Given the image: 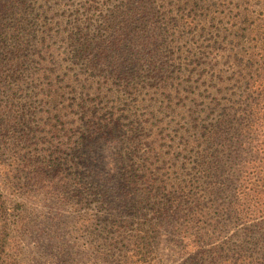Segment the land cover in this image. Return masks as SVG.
Masks as SVG:
<instances>
[{
  "label": "rangeland",
  "instance_id": "rangeland-1",
  "mask_svg": "<svg viewBox=\"0 0 264 264\" xmlns=\"http://www.w3.org/2000/svg\"><path fill=\"white\" fill-rule=\"evenodd\" d=\"M191 15L234 28L213 43ZM244 50L264 54V0H0V213L19 221L17 264H188L176 197H199L224 235L242 223L230 212L264 215V111L250 139L243 88L204 74Z\"/></svg>",
  "mask_w": 264,
  "mask_h": 264
},
{
  "label": "trees",
  "instance_id": "trees-1",
  "mask_svg": "<svg viewBox=\"0 0 264 264\" xmlns=\"http://www.w3.org/2000/svg\"><path fill=\"white\" fill-rule=\"evenodd\" d=\"M9 1L13 7L18 4V0ZM258 6L263 8L262 3ZM252 11L253 10H250V12L245 14L246 21L249 20L251 14H253ZM204 20L202 21L203 26L200 29L198 26L199 19L196 15L189 16L188 21L185 20L184 23L190 28L195 27L198 30L203 29L207 34H211L212 38L209 41L213 43H219L223 30L231 33L234 28L233 26H227L224 27L225 29H222L220 26L211 25V23L215 21L214 18L207 21ZM208 24H210V27H207ZM199 33L201 34V32ZM215 36H218V40L215 39ZM11 38L13 39V37ZM242 38L244 41L247 39L246 35H243ZM202 48L210 50L208 48L211 47L208 43L205 47L201 46V52L199 54H202L205 58L207 57L208 60L213 61V57L209 55L211 53H208V51L204 53ZM221 61L223 65H226V63L229 64L226 73H223L222 75L221 72L216 73V71L208 73V66L206 65L204 68L205 79L208 82L215 81L213 83H216L217 79L221 81V78L218 76H224L225 74L231 78L229 81L222 84V86L232 87V85H234L236 87L240 88L241 86L243 88L244 92L237 97L243 101L245 99L247 100L249 115L246 117L250 123L246 134L247 137L252 136L254 124L258 125L260 115L262 114V111H264V83L258 84L259 79L254 80V76L257 75L251 71V69L258 64L264 70V54H256L254 52L247 53L244 50V52L238 55L227 54V56H223L221 58ZM245 69L247 70L246 73L244 72ZM262 80V82H264V78ZM231 82L240 86L233 83L231 85ZM210 89L213 90L214 88L211 87ZM219 92L220 89H217L213 90L211 93L215 95ZM243 101H241V103ZM236 102L240 103L238 98L236 99ZM225 124H227L226 121H220L218 124L215 123V125L210 126L209 134L204 135L203 142V146L206 148L208 147L207 150H211V146L216 142V140H218L219 137L223 135L224 128H227ZM249 138L251 139V137ZM205 141L207 146L205 145ZM241 146V151H244V147L246 146L244 143ZM254 149L255 148H253L250 153ZM251 155L252 154H250V157L252 158L251 161L252 163H255V159H253ZM203 165H207L205 157H203L202 166ZM243 169H249V167L246 168V163L245 168ZM210 170L211 169L205 168V170L201 171L203 173L207 172L212 174ZM240 171H242V174L245 172V170ZM198 180L199 182L204 183L207 181L204 177H201ZM191 183L194 184L192 179ZM237 188L238 190H241V188ZM169 208L173 210V216L176 218L179 217V220L184 223L183 226L186 229L185 233L188 234V237H186L190 248V252L188 254L189 258L187 259L188 264H264V215L250 216L247 214L240 215L236 211L230 212L235 218V223L239 221H242V223L236 225L237 229L235 232L229 235H224L226 223L217 221V219L214 218H209L210 215L205 211L207 207L201 202L199 197H195L192 200L189 199V197H176L171 200ZM10 216V210L0 213V217L3 220L2 225L0 226V264H17V257L21 256V250L16 244L19 229V225H17V223H19V221H15L14 226L12 225L11 227L9 223ZM206 219L209 221L208 224H205V222L204 224H198L203 223V220ZM145 226H147V228L152 227L151 223H147ZM14 235L16 236V239ZM142 243V241L140 242L139 240H136L134 244L135 246L143 249L144 247L142 246ZM129 254V256L127 253L125 255V257H127V264H146L142 263L144 262L142 259H138V256L142 255L141 252H133Z\"/></svg>",
  "mask_w": 264,
  "mask_h": 264
}]
</instances>
